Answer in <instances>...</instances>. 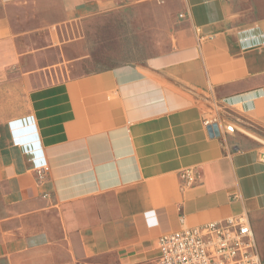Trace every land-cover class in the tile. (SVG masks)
Returning a JSON list of instances; mask_svg holds the SVG:
<instances>
[{"label": "crops", "instance_id": "1", "mask_svg": "<svg viewBox=\"0 0 264 264\" xmlns=\"http://www.w3.org/2000/svg\"><path fill=\"white\" fill-rule=\"evenodd\" d=\"M146 1L0 0V264H152L243 214L264 259V0H178L168 51L93 68L92 21Z\"/></svg>", "mask_w": 264, "mask_h": 264}, {"label": "rangeland", "instance_id": "2", "mask_svg": "<svg viewBox=\"0 0 264 264\" xmlns=\"http://www.w3.org/2000/svg\"><path fill=\"white\" fill-rule=\"evenodd\" d=\"M181 6L178 0H147L107 19L92 21L86 38L92 67L141 63L168 51Z\"/></svg>", "mask_w": 264, "mask_h": 264}, {"label": "built area", "instance_id": "3", "mask_svg": "<svg viewBox=\"0 0 264 264\" xmlns=\"http://www.w3.org/2000/svg\"><path fill=\"white\" fill-rule=\"evenodd\" d=\"M204 123L207 127L214 123L219 126L220 120L208 117ZM235 129L234 124H226V132ZM180 175L183 188L191 187L198 181L199 171L185 168ZM158 250L152 264H264L248 214L163 234L158 239Z\"/></svg>", "mask_w": 264, "mask_h": 264}, {"label": "water", "instance_id": "4", "mask_svg": "<svg viewBox=\"0 0 264 264\" xmlns=\"http://www.w3.org/2000/svg\"><path fill=\"white\" fill-rule=\"evenodd\" d=\"M208 130H209V133L212 137L220 136V134H221L220 128H219L217 123H214V124L208 126ZM21 132L24 136L23 139L29 142V135H31L30 131L26 128H23V129H21Z\"/></svg>", "mask_w": 264, "mask_h": 264}]
</instances>
